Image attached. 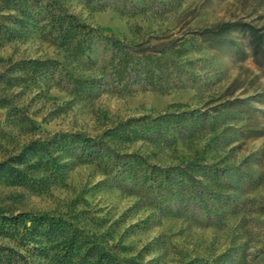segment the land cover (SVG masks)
Instances as JSON below:
<instances>
[{
	"label": "rangeland",
	"instance_id": "obj_1",
	"mask_svg": "<svg viewBox=\"0 0 264 264\" xmlns=\"http://www.w3.org/2000/svg\"><path fill=\"white\" fill-rule=\"evenodd\" d=\"M47 1L163 52L147 63L151 79H131L132 93L71 96L59 74L31 71L50 60L84 74L42 37L36 6L0 0V162L26 175L24 185L0 180V222L25 216L0 234V264H264V38L255 56L246 32L264 36V0ZM103 48L92 59H105ZM139 118L154 129L121 137ZM72 137L101 139L113 158L78 164ZM185 167L194 180L180 181ZM39 214L63 219L64 232L26 240ZM91 244L111 260L87 257Z\"/></svg>",
	"mask_w": 264,
	"mask_h": 264
},
{
	"label": "trees",
	"instance_id": "obj_2",
	"mask_svg": "<svg viewBox=\"0 0 264 264\" xmlns=\"http://www.w3.org/2000/svg\"><path fill=\"white\" fill-rule=\"evenodd\" d=\"M39 2L40 0H30V6H36L37 8L30 20L35 24H41V32L44 31L42 32V37L51 39L54 46L63 49L66 53V59L75 62L84 74L73 77L64 67L58 70V63L50 60L33 62L31 65L33 73H41L40 76H49L51 79L56 74H59L58 80L54 81L56 86H62L71 96H81L83 98L93 96V93H132L134 91L131 90L130 86L135 83V80L131 81V79H134L139 72H143L146 79H151L154 76L147 63L158 62L161 59L158 54H162L163 48L149 50V48H141L142 44L132 47L112 35L105 36L96 28L80 22L73 15L67 14L64 10L55 6L53 1H47L43 4H39ZM246 32L250 37L253 54L255 56L260 55L263 49L264 36L258 34L257 30L249 26ZM99 43L104 45L103 50L109 52V55L101 61H95L92 59L93 46ZM154 67H157V65ZM95 72L97 74H94ZM145 86L151 87L153 90L156 89V85L151 81H147ZM167 116L176 118L175 116L178 115ZM122 126L121 137H128L130 133H134V136L136 135L135 137H137L138 134L145 132V130L154 129L153 126L151 127L149 123H146V119L142 120L141 118L130 119ZM71 144L79 152L75 158L78 164L102 162L105 158L109 160L113 158L110 155V148L101 139L72 137ZM125 157L128 158L130 156ZM120 158L121 156L114 155L116 161ZM116 163L117 166H121L119 162ZM129 166L131 164H128V168ZM194 166L196 168L202 167L200 165ZM186 168L179 170L182 172L180 181L185 178L194 180L191 171L189 169L185 171ZM171 170H174V168H171ZM1 179L24 185L26 175L17 166L7 162H0ZM149 180L152 183H156V178H152V176ZM164 180L170 182L169 176H166L165 179L161 178V182ZM24 217L22 214L11 217L13 223L9 224L7 223L9 219H4V221L0 222V234L10 230L12 233L17 232L19 224L22 223L21 221L24 220ZM65 226L66 222L61 218L51 217L47 214L34 215L28 219V224L24 225L22 237L25 236L26 240H30L36 234L50 240L61 235ZM86 256L96 259L100 263L111 260L110 254L97 244H91L87 248Z\"/></svg>",
	"mask_w": 264,
	"mask_h": 264
}]
</instances>
